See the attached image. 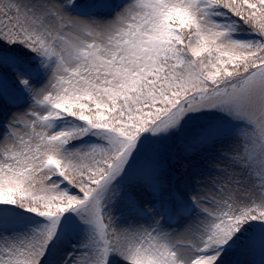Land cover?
<instances>
[{"label": "snow or ice", "instance_id": "6c2138e0", "mask_svg": "<svg viewBox=\"0 0 264 264\" xmlns=\"http://www.w3.org/2000/svg\"><path fill=\"white\" fill-rule=\"evenodd\" d=\"M264 264V0H0V264Z\"/></svg>", "mask_w": 264, "mask_h": 264}, {"label": "rangeland", "instance_id": "374dc122", "mask_svg": "<svg viewBox=\"0 0 264 264\" xmlns=\"http://www.w3.org/2000/svg\"><path fill=\"white\" fill-rule=\"evenodd\" d=\"M250 264H259V256L254 255V256L250 257Z\"/></svg>", "mask_w": 264, "mask_h": 264}]
</instances>
